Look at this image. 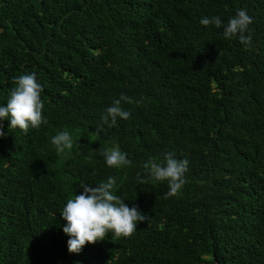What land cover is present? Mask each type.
I'll use <instances>...</instances> for the list:
<instances>
[{
	"label": "trees",
	"instance_id": "1",
	"mask_svg": "<svg viewBox=\"0 0 264 264\" xmlns=\"http://www.w3.org/2000/svg\"><path fill=\"white\" fill-rule=\"evenodd\" d=\"M241 9L250 44L200 23ZM32 72L47 123L0 122V264H264V0H0V106ZM121 94L144 99L109 127ZM65 130L74 147L58 154ZM111 148L130 164L109 168ZM166 152L189 162L170 198L139 183ZM109 176L149 219L70 254L60 212Z\"/></svg>",
	"mask_w": 264,
	"mask_h": 264
},
{
	"label": "clouds",
	"instance_id": "2",
	"mask_svg": "<svg viewBox=\"0 0 264 264\" xmlns=\"http://www.w3.org/2000/svg\"><path fill=\"white\" fill-rule=\"evenodd\" d=\"M252 18L246 10H238L235 16L230 17L227 24H223L219 16L204 17L200 23L205 26L223 27V37L226 40L238 38L241 44L251 42V36L245 35L252 24ZM15 85L10 90L6 106H0V122L7 120L9 129H20L27 134L29 128L38 129L47 123L42 117L43 101L41 92L43 88L37 81L36 73L21 75L13 78ZM121 94L112 101V105L102 115L103 124L109 127L115 126L117 119L128 120L130 112L124 110L122 102L139 106L143 102ZM3 123H0V138L4 137ZM51 144L58 154L74 147V141L70 133L65 130L58 132L51 138ZM105 163L109 168L127 166L130 161L127 154L118 148L106 149L101 152ZM188 160L177 159L172 152L163 154L161 160L150 157L142 165L147 179H140L139 183L167 182L169 191L165 198L176 197L186 183L185 173L188 171ZM139 178L140 173H137ZM116 180L109 176L106 182H100L98 186L81 184L82 194L74 195L67 200L60 212V217L66 222L63 232L69 237L67 248L70 254H79L85 245H95L102 242L110 233L113 238H128L136 231L138 223H144L149 216L142 214L138 207L129 208L120 196L114 194Z\"/></svg>",
	"mask_w": 264,
	"mask_h": 264
}]
</instances>
